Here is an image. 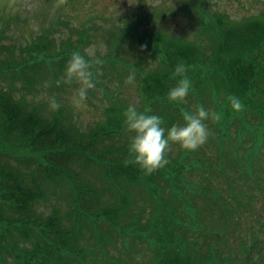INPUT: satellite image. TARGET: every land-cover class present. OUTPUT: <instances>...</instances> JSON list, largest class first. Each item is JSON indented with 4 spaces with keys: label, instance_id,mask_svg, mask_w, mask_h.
<instances>
[{
    "label": "trees",
    "instance_id": "trees-1",
    "mask_svg": "<svg viewBox=\"0 0 264 264\" xmlns=\"http://www.w3.org/2000/svg\"><path fill=\"white\" fill-rule=\"evenodd\" d=\"M243 8L248 10L249 3H244ZM258 13L262 15L231 20L225 13L203 12V25L197 37L191 39L173 38L160 31L140 32L134 29L135 22H129L122 33L110 37L108 54L93 63V77L99 64L108 68L122 53L128 56L136 46L151 48L156 59L145 65L146 54L142 66L130 58L125 62V70L134 73L139 81V110L161 115L165 127L183 124V110L194 112L209 105L222 113L220 120L212 122V132L217 136L211 135L210 142L203 145L205 153L185 149L175 154L178 143L173 142L166 153L168 162L151 174L128 162L129 142L121 138L108 140L124 131V118L112 114L111 109L102 114L103 118L101 115L90 133H84L59 116H45L38 107H30L24 98L14 99L0 87V264H93L88 262L92 249L82 238L83 227L89 223L98 243L103 242L108 230L146 240L154 250L155 264H228V257L222 255L225 239L224 246L216 241L222 240L217 225L207 228L209 224L201 218L200 210L192 205L198 193L188 191L200 190L206 198V185L193 183L191 187L185 174L207 176L209 166L204 160L214 146L212 155L217 161L210 167L215 176L226 175L224 181L231 189H215L213 197L207 200L206 213L214 206L229 212L222 223L227 231L231 230L228 221L237 222L242 217L237 206L249 204L254 210L251 201L263 199L260 191H264V9ZM51 32L46 28L22 48L19 62L6 66L19 67L17 74L24 88L34 83L37 69L52 67L57 57L58 67L63 66L61 63L67 58L65 49H57ZM80 40L86 41L84 34ZM48 46L58 55L52 54ZM3 50L7 51L0 44V55ZM10 57L8 52L7 58ZM181 62L188 66L186 75L191 87L185 98L170 101L167 93L181 78L175 73ZM99 85L105 89L106 83L102 79ZM230 95L239 97L244 107L234 110L228 100ZM114 104V111L127 108L123 103ZM230 135L233 148L225 153L222 165L227 169L221 171L219 157L221 154L222 158L221 150L228 145ZM91 164L97 166V180L105 181V187L93 181ZM239 168L248 181L242 187L248 186L250 192L239 187L238 191L232 189L236 178L228 171L237 172ZM52 181L65 182L70 187L72 227L63 224L55 211L46 215L37 208L46 194L45 187ZM106 189L111 190L112 198L102 197L101 192ZM166 189L170 200H176L177 209L162 196ZM134 191L148 193L155 202L145 226L138 221L141 213L134 211ZM233 194L238 204L232 203ZM244 194H248L249 201ZM181 210L188 212L190 225L185 224ZM259 223L264 226V222ZM254 239L263 245L264 236L256 235ZM261 245L259 249L254 242L245 240L238 251L228 244L226 249L233 259L237 254L240 261L252 259L253 264H263Z\"/></svg>",
    "mask_w": 264,
    "mask_h": 264
},
{
    "label": "rangeland",
    "instance_id": "rangeland-1",
    "mask_svg": "<svg viewBox=\"0 0 264 264\" xmlns=\"http://www.w3.org/2000/svg\"><path fill=\"white\" fill-rule=\"evenodd\" d=\"M244 3H249L248 10L243 8ZM263 9L264 0H0V44L5 45V48L11 53L9 60L4 61L8 57V51H2L0 67L19 62L17 58L22 57V48L36 40L46 28L53 31L50 35L56 38V47L59 51H62L64 46H68L71 51H74V46L77 45V38L80 35L79 31L86 29L89 33V30L95 29L93 33L95 41L91 40L84 50L85 57L90 62H95L98 57L108 54L111 44L110 37L122 33L129 22H135V30L140 32L160 31L173 38L191 39L197 37L198 30L203 25L200 18L203 10L211 14L225 13L229 19L235 20L241 16L246 18L250 15H262L258 12ZM249 10H252V13ZM126 48L129 49L130 45L126 44ZM12 53L15 55L14 58ZM149 53V48L136 46L127 55L136 65L142 66L143 57L145 59V55ZM124 54L126 55V53ZM125 60L128 59L125 58ZM52 62L55 67L51 71L58 77L52 79L46 74L41 79L37 78L36 88L32 89L33 93L23 95L24 92L16 90L14 96L16 98L26 97L29 106L35 103L41 104L39 110L49 117L62 112L64 122L83 132L93 129L101 115L110 109L112 114L123 117L124 111H114L111 104H135L140 109L142 101L139 99L137 78H134L135 74L131 71H126L119 61L108 68H104V63L97 66V81L102 83L103 79L106 83L105 89L100 88L98 82H94L95 86L87 90L85 97H80L77 93V89L81 86L78 80L65 78L64 70L67 62L62 61L63 66L60 67L57 65V60ZM146 63L148 64L147 60L145 65ZM92 67L93 65L90 64V69ZM109 73L112 74L111 77ZM7 75L8 73L5 71L0 73V87H5L10 81L6 79ZM53 98L58 101V108L51 107ZM208 111L210 113L211 109L208 108ZM132 135L133 133L126 130L124 125V131L119 137L115 136L108 140L121 138L130 143ZM230 144L229 141L228 145L223 147L222 159H225V151L230 147ZM196 149L205 153L206 147L200 145ZM212 149L211 147L209 151L213 152ZM177 150H185V148L179 144ZM14 162L16 161L14 160ZM223 168L227 169V166ZM228 172L236 178L232 189L238 191L239 187V190L244 189L250 192L248 186L242 187L248 181H245L247 177L242 175L240 168L237 172L232 169H229ZM239 173H241V177ZM223 177L226 176H215L213 172L209 171H207V176L188 173L185 176L186 182L203 183L206 185L205 190L209 193L205 198L202 196L204 194H200L199 191L193 197L192 205L200 210L201 218H205V222L209 224L207 228L213 229V225H217L216 231L222 234V240L216 239V241L223 245V239H225L226 244L223 245L222 255L228 257V264H253L252 259L240 261V255L237 254L233 259L227 249L230 247L238 251L245 240L247 243L254 242V245L260 249L261 243L255 241L254 237L256 235L264 236V226H260L259 223L260 221L264 222V191H260V196L263 199L251 201L254 210L248 206L249 204L237 206L240 208L242 217L237 222L228 221L231 230L227 231L226 227L223 228L225 225L222 223L228 218L229 212L224 213L220 208L214 206L212 209L209 207L208 214L206 213L207 200L209 197H213L215 189L222 190V192L231 189L227 187V180L224 181ZM99 183L102 185L101 182ZM184 189L183 191L186 190L185 192L188 193V189ZM105 192L106 196L110 195L109 190ZM133 193L135 194V210L141 213L139 222L145 226L151 216V206L156 207L155 202L146 192L141 194L139 191H134ZM244 195L249 201L248 194ZM162 196L168 201L169 206L171 204L175 209L178 208L176 200L175 202L170 200L171 197L167 189L164 190ZM231 201L238 204V199L234 194ZM42 207L50 212L55 211L63 224L73 226L70 219L72 198L65 185L56 184L48 188L47 199L43 201ZM185 211L181 210L180 212L183 219L188 215L186 214L188 212ZM190 223L191 220L186 218L185 224L190 225ZM93 230L94 227L90 223L86 224L82 230L83 240L92 249L88 262L93 264H155L154 250L151 249L148 242L132 235L122 236L118 231L108 230L107 241L96 243L94 247L90 241L93 239ZM262 244L264 245V242ZM94 253H96V257H94Z\"/></svg>",
    "mask_w": 264,
    "mask_h": 264
},
{
    "label": "clouds",
    "instance_id": "clouds-1",
    "mask_svg": "<svg viewBox=\"0 0 264 264\" xmlns=\"http://www.w3.org/2000/svg\"><path fill=\"white\" fill-rule=\"evenodd\" d=\"M187 68L183 62L176 65L175 73L181 78L168 90L167 97L170 101H180L188 95L191 80L186 75ZM64 71L67 80L75 78L80 82L81 86L77 89L80 97H85L87 90L95 86L90 61L78 51L71 54ZM228 100L234 110L244 107L241 99L235 95H230ZM51 107H59L55 98L51 100ZM209 116V111L203 106L195 112L183 110V124L165 127L161 115L150 110L141 111L135 104H129L123 112L125 128L133 133L128 144V162L138 165L146 174H151L168 162L166 153L171 143L176 142L185 149L195 150L210 135L205 122ZM211 118L218 121L222 118V113H211Z\"/></svg>",
    "mask_w": 264,
    "mask_h": 264
}]
</instances>
